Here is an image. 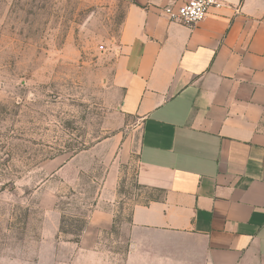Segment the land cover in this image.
Masks as SVG:
<instances>
[{
	"label": "crops",
	"instance_id": "0c3cea01",
	"mask_svg": "<svg viewBox=\"0 0 264 264\" xmlns=\"http://www.w3.org/2000/svg\"><path fill=\"white\" fill-rule=\"evenodd\" d=\"M124 1L111 90L139 122L144 199L121 264H264V0H219L192 27L164 13L179 0ZM115 195L74 244L81 264H117Z\"/></svg>",
	"mask_w": 264,
	"mask_h": 264
},
{
	"label": "rangeland",
	"instance_id": "374dc122",
	"mask_svg": "<svg viewBox=\"0 0 264 264\" xmlns=\"http://www.w3.org/2000/svg\"><path fill=\"white\" fill-rule=\"evenodd\" d=\"M125 4L0 0V264L84 263L74 244L105 185L122 262L130 210L144 199L139 122L117 113L111 90Z\"/></svg>",
	"mask_w": 264,
	"mask_h": 264
},
{
	"label": "built area",
	"instance_id": "2783aa9c",
	"mask_svg": "<svg viewBox=\"0 0 264 264\" xmlns=\"http://www.w3.org/2000/svg\"><path fill=\"white\" fill-rule=\"evenodd\" d=\"M219 0H179V5L164 9L170 21L192 27L201 22L211 8H220Z\"/></svg>",
	"mask_w": 264,
	"mask_h": 264
}]
</instances>
